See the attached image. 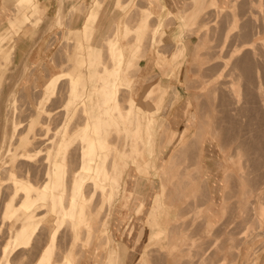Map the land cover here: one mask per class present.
<instances>
[{
  "label": "rangeland",
  "instance_id": "374dc122",
  "mask_svg": "<svg viewBox=\"0 0 264 264\" xmlns=\"http://www.w3.org/2000/svg\"><path fill=\"white\" fill-rule=\"evenodd\" d=\"M66 1H69V0H61L60 7L57 11V18L55 15L51 17L50 19L51 21H50L49 31L51 32L49 36L51 38H50L49 44H50L51 49L49 52L50 54L49 59H47L44 63H41L40 65L35 66V67H32L30 65L29 67L28 65L26 66V63H28L30 59L31 51L33 47L37 45L38 41H36L32 47H29V48L27 47V49L25 46H23L22 42L27 40L28 37L34 38L38 35V34L37 35L35 34L37 32V28L43 21V16L45 13L43 14L42 17L40 16L41 19H39L35 23L31 21L26 26H22L19 28L13 27L12 29H9L8 31H6L4 35L5 38L0 43V70L2 69L0 71V74L2 75L1 80H0V133H3L2 136L0 134V137H1L0 143L3 141L0 145H4L3 147H7V145L13 142L16 143L15 141H17V139L15 138L18 136L17 134H19V131L20 130H21L20 132L28 131L30 123L36 117H39V122H37L33 130L30 131V134L33 137H36L37 135H38L37 137H40L41 135H43L44 137H46V139H48L50 136L53 137V139L60 138L59 137L60 133L57 132L56 128L58 129V127H60L63 124L61 121H63L64 113L66 112L65 105L67 103L65 102H66V98L68 94V83L67 82L70 80L69 79L70 74H68L69 69H70L69 67L70 64H68V55L70 54L74 55L76 46L78 43L76 42V40L79 39L76 32H74L73 34L71 33L67 34V33L72 28L75 31L81 29V35L83 36V42L85 44L86 42L91 43V41H88L84 37L85 31H84V26L81 25L83 23L82 21L84 18L88 16V13L90 10L92 11L93 9H96L98 4L104 7V4L102 3L103 0H77L78 2L76 5H70V6L66 4ZM123 1H127L126 4L122 8V11L125 13L124 15H121L120 20H117V21L121 22V21H124L126 18V26H127L126 34L127 35L125 37L123 35L121 36L122 31L124 30L121 31V28L118 27V24H117L118 22L117 23L115 21L112 22L113 20L111 22H108L110 25L108 26V29L106 30L105 33L109 34V33L115 32L113 33V36L111 38L120 40L122 42V45L124 44L125 46L129 44L133 45V47L138 50L137 61L131 68L132 74H136L137 76H139V74L142 72L140 60L144 59V57L147 54L148 49L149 51H148V56L146 60H150V61L155 60L157 56V49H160L167 58L166 59L167 63L164 66H170V65L175 66L177 63L179 66H182V64L184 65V63L186 62L185 60L187 59L186 37H189V38L193 37L194 51L192 54L188 56V62H189L190 67L188 69L187 75L185 74V69L183 68L178 69L179 76H177L176 74L172 75L173 78L176 76V78L173 79V81L177 82V84H169V80L164 78V77H168L169 69L167 67L165 68L164 66H159L160 67L159 71L161 73L156 74V75H151V77L147 79L146 84L141 85L137 98H138V101H141L145 93V88H147L148 84L161 82L164 85L166 84L170 85L168 94L166 96L165 105L162 111L160 112L161 114H159V118L164 115H169V114L173 115L174 113H178L180 109L181 110L187 109L190 112V114L188 115L192 118L191 122L188 125V126H191V125L193 126V137L192 138L197 136L196 133L201 129L202 125H203V132L205 131V133L197 136L198 146L196 147L194 146L195 149H193L194 147L193 148L191 147L190 149L187 148L190 145V141L192 140L191 138V140L187 144H185L178 151L176 150L177 152L174 153L172 157H170L172 149L176 145L175 142L180 141L182 138L180 139L175 138L173 142H170L169 139L172 136L173 129L170 128V121H169V125L166 127L165 132L163 130L161 131V134L164 133V139H163V144L161 148V154L159 156L157 155V152H156L158 150L157 148H154V149L147 148L148 143L146 142V140L150 138V141H152L151 138H153L154 134L152 133L145 134L144 138H140L139 134L136 133L139 139V143L135 145L136 146L135 150L138 156L131 160L128 158L121 159V157L118 156L117 154V150L122 149L123 139L125 138V128L123 127L122 120L127 121L129 125L133 127H135L138 124V122L141 121V113L136 108L137 101L136 102L133 101V106L135 108L131 106V109H130L131 113L136 112V120L129 121V118L127 117L126 114L129 111L128 108L130 104H132V101L129 100L130 93L128 92V90L126 92L123 91L125 96L126 95L128 96L126 98V101L124 99L123 103L120 104V109H121L120 119L117 122L116 120H113L115 134H112L113 142L111 143L110 147H113L114 157L117 159L119 163L122 179H124L125 177V173H126L125 165L128 162L137 166L138 165L137 161L141 159L143 161V166L145 167V169L138 170L139 171L138 173L135 170V166H131L129 174L126 175L125 177L126 187L129 191L133 192V195L131 199L129 200L128 207L124 210L123 213H119L120 210L116 206L117 204L115 203V201L112 202L113 204L115 203L114 204L115 207L112 206L113 205L112 203H109L110 204L109 206L113 207V212H112V217H111V222H110L111 232L114 238L116 239V242H119L122 245L124 244L126 247L125 251L123 252L122 262H124L125 264H140V258L143 252H145L146 257L152 261L151 264H202L205 261L204 258L207 259L206 256L209 259V255H211L210 259L212 257L214 258V256L216 259L212 258V262L210 260L209 263H208V260H206L205 261L206 263L204 262L203 264H207V263L208 264H211V263L212 264H218V263L220 264H264V221L260 220L261 214L256 209L257 207L256 204L258 203L259 199L262 197H263L262 200L264 199V192H262L261 194L255 192L254 194V191H253L254 188L252 186V185H256L257 181L259 183L261 182L260 187L262 183H263L262 184L263 186L264 178H259L256 176L259 179L258 180L256 179L255 174H254L252 175V177L254 176L253 179L250 180L249 177L251 178V175L249 176L247 173L248 177L246 176V178L252 181V183L255 182L253 180H256V183L254 184L249 182L251 184V185L249 184L250 189L252 188L251 190L253 191L251 195H254L253 198L251 197L252 201L251 199H249L250 197H248L250 195L246 197H242V199L248 198L250 200L251 203L248 204L249 201L246 199L248 201L247 203L248 205H245V203H243V202H246V200H243L242 202L240 201L241 197L239 193H237L238 194L237 195L236 192H234V190L237 189V187H239L240 185L238 183L239 180L237 179L239 177L238 172L239 171L241 172L240 169H242V171L244 172L246 169H247L246 171H248V169L251 167L252 169L251 168L250 169L252 171L253 169L255 170V167L257 166L259 167V165H260V168L264 169V153H263L264 152V139H263L264 138V133H263L264 132V104H263L264 96H262L264 95L263 94L264 93V0H204L205 6L203 7L202 14L195 21V22H198L196 24L192 20H190V22L187 23L185 19L190 9H192L191 7L194 6L192 0H189L190 4L188 5L185 3L183 4V6L178 4L179 7H182L181 8L182 11L178 10V13H174L172 11L173 13H169L167 15H165L163 12V14L165 15L163 16V18L165 19L164 23L168 27L162 28V29L159 28V33L160 31L164 29H169L168 31L171 32L173 36L163 41V43H166V44H163V45L161 44L162 46L160 45L159 48H157L158 39L157 37L153 38L154 35L152 34V31H153V28L158 23L159 17L162 16L161 15L162 11L160 10V8L155 5L156 10L158 9L156 12L157 14L160 12V15H157L149 11L147 13V18L149 19L148 27L138 30L137 25L141 21V19L144 18V14H145L144 9H141V7L151 6L152 0L151 1L150 0H139L136 4L134 3L135 0H123ZM35 3L36 5H38V3L41 5V0H35ZM162 3H163V0H158V4H162ZM77 13L82 15V20L75 22L72 19H73V16ZM59 17H62V20L64 21L62 24H57V19ZM55 18H56V21H55ZM104 18H105V15H104ZM102 22L104 23V20ZM75 23L78 24L76 27L73 26ZM7 25H8L7 22L4 24H1L0 32L3 29H5ZM195 27H197V29ZM191 28H193V31ZM94 31L96 33L97 32L100 33L101 27L98 28V26L97 27L95 26ZM157 36H158V33H157ZM93 39H95L94 42H92L94 45L95 55H94V60L91 64L92 73L89 74V77H88L89 81L92 78L95 79L96 74L100 70L101 64H102V58L105 53V51L101 52V50L102 49L105 50V48H107L106 43L102 41L101 36H99L98 39H96V37H94ZM144 42L147 45L146 48H144ZM207 44L209 45L211 44V45L209 46ZM208 47H210V49ZM166 48L170 49L171 51L169 53L166 52L164 50ZM21 49H23V53L20 51ZM175 51L178 52L179 56L177 57V61L174 62L173 59L171 58V54ZM144 52L145 54L142 56L141 54ZM4 53L6 54L3 55ZM64 54L65 55L67 54L66 55L67 57H65ZM250 56L252 57V59ZM56 58H58V60L60 59L61 60L58 61ZM246 59L249 60L248 61L249 64L250 63L252 64V65L250 64L251 67L250 65L248 66V62H247V65H245V67L248 66L247 69L243 67L245 69L243 70L242 66L241 67L237 66L238 67L237 69L236 62L243 61L242 64L243 63L245 64L247 61ZM65 60L67 61L65 62ZM30 63L32 64L31 61ZM214 66L218 67L217 70L215 69ZM213 67L215 70L213 69ZM253 67L255 68V70H253L254 69ZM209 68H211V70H208ZM64 69L68 72L64 73V75L62 76V77H66L65 79L63 78V80L58 81L57 88H59L58 89L59 91L57 90V92L59 93V95L58 93L54 94L55 97H53L52 102L50 101L48 103L49 106L51 107H49L48 104L46 105L47 108L49 107L53 109L52 111L53 119L50 120L52 123L50 125L43 124V121L44 122L49 121L48 115H46V112L45 113L43 112L42 114H39L38 116H36L39 112L37 110L38 109L37 105L41 99L43 83L48 79V77L51 76L53 71H61ZM248 71L250 72L252 71L255 76L257 75V77H255L252 72L249 73ZM222 85L223 87L225 86V88H223ZM95 86H96V83L92 87H95ZM210 86L212 88L211 90V95L213 98L212 103L214 102L216 106V108L214 107L215 110L213 109V107L211 108L209 107V101H208L209 91L208 90ZM260 86L263 89H260ZM12 93H15L14 96ZM222 93H224V95L226 94L225 97H222L223 95ZM125 96L123 98H125ZM11 97H13V99ZM262 97H263V100H262ZM220 98L226 99V100L222 99L223 104L225 101H227L225 103H228L226 105L224 104L225 108H222L224 106H222L223 104ZM232 99L233 101H231ZM12 101H15V102L12 103ZM12 104H14L15 106L12 107ZM16 105L19 108H17ZM232 112L234 114H232ZM185 114L186 113L183 114L181 121L177 123V128L179 132L183 131L184 126H186V121L184 118ZM221 116L224 118H222ZM7 119L11 122L9 123ZM18 119L20 120L23 119L22 120L23 122L19 121ZM213 119L216 120V121L214 120V122L216 123L219 122V125L220 123L223 124L224 122H227V123H224V125H226V128H224V131L227 128L231 129L230 127H228V125H230L232 128L234 125L235 127L237 125V128L234 127V129H237L239 132H241V134L239 132H236V130H234L235 132L234 131L232 132L237 133V135L232 134L235 136V137L232 136L234 137L232 138L230 136H227L229 130L227 132L225 131L226 133L222 130V133L217 134V136L214 137L213 136L214 134L212 132H209V131L206 132V130L208 129L207 127L208 123L211 120L213 121ZM13 120L15 121L17 120L20 123L18 124L19 128L17 129L15 136L12 138L14 141L13 140L10 141L12 137V134H11L12 131L10 132V130L12 129L14 130V127H15L11 125L13 123L12 122ZM234 120L236 122H234ZM150 121L153 122V119H150ZM118 122L120 123V126L117 125ZM228 122L231 123L232 125L229 124ZM57 125L59 126L57 127ZM53 126H54V129H53ZM215 126L217 127V125ZM6 129H7V133L5 132ZM211 129H215V128L212 127ZM218 131H219V128H218ZM38 132L40 133V136ZM50 133L52 135H50ZM238 133L239 135H241V139ZM205 134H206L205 140H204V143H202V139L204 138ZM229 134L231 133L229 132ZM6 135L8 137H6ZM225 135L228 137V139L225 137ZM161 138H163L162 135H160L159 141L162 140ZM237 138H239L238 139L239 144L240 142L244 141L246 144H249L247 146L249 148H252L250 146H253V145H250L251 140H252V144L254 145L256 144L255 142L259 141L260 143H257L255 147L253 146L254 148H252V152L249 151L250 154H248V151H246V153L244 154L245 156L244 155L242 156L238 154L240 152L237 153V149L235 148V146L236 147L239 146V144L236 143ZM50 139L48 140L50 141ZM234 139H236L235 140L236 142L234 141ZM48 140L47 141L45 140L47 145L49 142ZM144 141L146 144V148H144L145 146ZM55 143H56V140H55ZM40 144L41 143L37 145H40ZM259 144L261 145V149L259 148L258 150H254L260 147ZM257 145L258 147H256ZM46 148L47 146L44 147V149ZM201 148L203 149L204 153H202V157L198 156V158L201 157L200 160L198 159V161H201L199 162L200 163L199 168L197 166L198 163H196L197 164L196 167L195 165H193L194 167L192 165L189 166V162L192 161V159L190 160V158L194 157L195 159V157L199 155L198 153ZM249 148L248 150H251ZM45 152H47V150L46 151L44 150V155L46 156ZM251 153L253 157L256 154H257L256 157L263 154L261 155L262 158L258 157L260 159V161L257 160L258 164L256 161H254L256 160V157H254V159H251L248 156L249 158L246 159L247 158L246 154L251 155ZM176 155H179V158L181 160L179 168L183 172L182 171L180 172L179 169L174 170L172 168V165H171L172 160ZM229 156L231 160L228 159ZM233 159L235 161H233ZM237 159H240L238 160L239 162L236 161ZM244 160H245L244 163L247 162L246 160L248 161L251 160V162L253 160L254 162H252L251 164L252 166H251L249 164L250 162L249 161L248 164L246 165L247 167L249 165L250 166L248 168L247 167L245 168L242 165ZM194 161H196V159ZM30 162L35 164L34 161H30ZM234 162H237V164H235ZM148 163H151L150 167L146 165ZM35 166H37V164H35ZM39 166L36 167L37 169L33 167L34 169L33 171L37 172ZM187 166H188V169H187ZM258 169L259 168H256V170ZM166 170L169 175L170 188H171V192H170L171 196L169 198L166 196V186L163 183V179H162V173L163 171H166ZM190 170L191 171L195 170V171L192 174ZM259 170L256 172V174L258 175L263 172L262 175H264V170L261 169L262 172L260 173H259ZM68 171H65L67 180L70 178L68 176H71V173H69ZM186 171L187 172L189 171V172L187 173ZM197 172L198 173L200 172V173L198 174ZM201 173L202 175H200ZM227 174L228 176L229 174H231L232 176L231 179H229L230 177H228V179L231 182L229 180L228 181L232 183L234 187L229 182L228 184H230V186L226 184ZM251 174H253V172H251ZM143 175L146 177H150V178L146 180ZM198 175H200V177H203L202 178L203 180L202 179L200 180ZM195 176L198 177L199 181L197 179H196L197 182L195 181ZM193 177L194 179H192ZM209 179L212 184L213 183L215 184V188L214 187L212 188L209 185ZM236 180L238 181L235 183L236 184L235 185L234 182ZM200 182H202V185ZM204 182H206L205 184L207 186L205 184L203 185ZM198 183L201 185L200 187L204 186V189L199 188L198 190H196V186L199 187V185H197ZM237 183L239 185H237ZM259 183L257 187H259ZM226 185L227 187H225ZM228 187L229 188L231 187V188L227 189ZM1 188H2V183L0 181V189ZM160 188L162 189V196L158 194L159 199L154 201V203L152 204L154 195L156 191H158ZM232 188H234V190H232L234 194L231 191ZM263 188L264 187H262V189ZM226 189L228 191L230 190L233 195H237L238 198L236 196L231 197L232 195L230 196L228 194H225ZM256 189L257 191L260 190L259 192L262 191V189H258L255 187V190ZM237 190L240 191V188ZM241 190L243 191V189ZM246 190L248 194L249 192L248 188ZM251 190H250V193L252 192ZM194 191H196V193H194ZM2 193H5V191L0 192V214H1L0 216V219H1L0 240L4 242L2 243L3 244L2 245L0 241V248H1L0 260L2 257V250H3L2 247L6 243L5 238L8 240L9 236L12 233L9 231L12 229V225L15 223L14 219H10V218L2 216L3 210H4L3 202L6 200L5 199L6 196H4L5 194H3V197H2ZM244 193L245 192L240 193V194L245 195ZM223 195H226V197L228 195L231 198L228 199L227 197L226 198L228 200L227 201L224 199L225 196ZM257 196L258 197L260 196V198H258ZM205 198L207 199V201ZM142 200L145 201V206L142 208L140 212H137L138 206L140 205ZM256 200L258 201L256 202ZM262 200H260V202L264 201ZM226 201L229 202L228 206L223 205L224 202L227 204ZM188 205H190V207ZM109 206L107 205L106 208H108ZM150 207H152V209L156 208L158 210V212L155 213V216H160L163 214V212L164 213L168 212L167 214L168 216H166V220L162 224L163 229L161 230L160 234L156 236L153 240L149 238L151 231H152V226L148 222V215H149ZM258 213L260 214V216ZM52 219L53 217H51V220L48 223L45 222V225H43L41 227L42 229H40L41 232H38L37 235L41 233V235L38 236L41 239L38 238L37 236L34 238L36 240H34L33 244H35L36 242L37 243L36 246L38 248L37 247L32 248L33 244L31 245V249H29L30 246H28L26 249V250L29 249L28 250L29 252L27 251L28 253L26 252L25 248H23L24 251L22 250V248L20 249L22 250V252L19 251L18 249L17 251L14 252V257L12 258L11 256V260L15 262L14 264L16 263L17 264H20V263L21 264H34V261L37 260L38 255L40 254L44 244H46V241L48 242L47 238L50 236V231L54 226ZM199 223L201 224L203 223L202 225L205 227H203L202 225L200 227ZM6 224L9 227L8 231L5 230V229H8V227L5 228ZM145 229L148 232V234L146 237H143ZM219 229H221V231ZM215 231L216 233L221 232V234L217 233V235L215 236L214 235L216 234ZM2 232H6L7 234L6 233L2 234ZM212 232L215 237L212 235ZM70 233L71 232H69V230L68 232L65 231L64 233H61V236H60L61 238L58 239L60 241L58 242V245H60L59 249L60 248L61 250L63 248L65 249V247H68L70 245L69 244L71 242V238H70L71 236H69L71 235ZM5 234L7 235L8 238L6 237ZM43 234L44 236H42ZM62 234L64 235V237ZM210 235L213 237H211ZM221 235L224 238H222ZM107 236H108V233L105 232V234L101 237V239L102 238L106 239ZM62 237L64 239L67 237L66 239L67 244L64 245L66 241L63 240ZM209 237L211 239L210 242H209ZM227 237H230V238H227ZM61 239L65 242L61 241ZM69 239H70V242H69ZM223 239H226V240H223ZM42 240L44 241L42 242ZM205 241L209 242V243L206 242L207 246L205 244ZM38 243H39V246H38ZM219 243H221L222 246L221 244L219 245ZM61 244L63 245V247ZM80 244L84 245L82 241L79 243V245ZM103 244L104 245L100 248L99 251L95 250L96 243L92 244L89 247L82 246V248L83 247L85 248L82 249L83 256L81 260L79 261L80 262L79 264H104L105 256H106L105 254L108 249V242H105ZM208 244H211V245H208ZM214 244L218 245V246L215 245V247H217L218 249L214 247ZM40 245H41V249H40ZM225 246H227L233 254L232 257L231 256L228 257L229 259L226 258L227 260L226 259L223 260L225 254H224V250L222 249V247L224 248ZM80 247L78 248L80 249ZM207 247L208 248L210 247L211 252H209L208 254H204V257H203L202 255L204 253V249H206ZM215 250L218 251V254H217L218 257H216L217 255H214L217 252ZM32 251L35 253L37 252L38 255L35 253L32 254ZM23 252H25V256L23 255L24 254ZM20 253L21 255H19ZM27 254L28 256L31 255V257H29L30 259L28 258ZM17 255L20 257H18ZM33 255H35L34 259H32ZM16 257L19 260H15ZM201 258L204 261L200 260ZM23 260L24 261L28 260L29 262L24 263Z\"/></svg>",
  "mask_w": 264,
  "mask_h": 264
},
{
  "label": "bare ground",
  "instance_id": "6f19581e",
  "mask_svg": "<svg viewBox=\"0 0 264 264\" xmlns=\"http://www.w3.org/2000/svg\"><path fill=\"white\" fill-rule=\"evenodd\" d=\"M192 2L194 5L193 6L194 9H193V7H191L193 9V11H192V9H190L189 13L186 15L185 19H186L187 23H189L190 20L195 22L199 18V16L202 14L203 7L205 6L204 0H192ZM151 4L152 5L149 7H141V9H144L145 14H144V18H142L141 21L138 23L137 29L140 30L142 28L148 27L149 19L147 18V13L149 11H151V12L157 14L156 11L158 9L156 10L155 5L158 6L160 8V10L162 11V14H161L162 16L159 17L158 23L153 28L152 34L154 35L153 38L157 37V39H158L157 40L158 41L157 47H159L161 44L162 45L166 44V43H163V41H165L169 37L173 36V34L168 31L169 29H164V30L160 31V33H159V28L162 29V28L168 27L164 23L165 19L163 18V16H165L169 13H173V12L166 6V3L164 0H163L162 4H158V0H152ZM119 5H120V0H116L115 1V7H119ZM13 8L15 10L14 15L8 18V20H7L8 25L5 27V29H3L0 32V43L5 38L4 35H5L6 31H8L9 29H12L13 27L19 28L22 26H26L31 21L33 23H35L36 21L41 19V17L45 13V8L43 6H41L39 3H38V5H36L35 0H16V4ZM103 8L104 7H102V5L98 4L96 9H93L90 12L88 20L86 21V23H84L85 28H89L90 24L95 19L97 20V22H96L97 24H95V26L96 27L98 26V28L102 27V23H103L102 21L104 19V15H105L104 12L102 13ZM184 9H186V8H184ZM163 12L165 15L163 14ZM157 15H160V12ZM63 22L64 21L62 20V17H59L57 19V24H62ZM98 22H99V24H98ZM117 22L116 23L118 24V27L121 28V31L124 30V31H122V34L126 35V32H127V30H126L127 29L126 18L124 21H121V22L117 21ZM196 23H198V22H195V24ZM195 28L197 29V27H195ZM191 29L193 31V28H191ZM74 32H76L79 39L76 40V42H78V43H77L74 55L73 54L68 55V64H70V66H69L70 69H69L68 74H70V77H69L70 80L67 82L68 83V94H67V98H66V102H65V103H67L65 105L66 112L64 113L63 121H61L62 118L60 119V121L63 124L62 125L60 124L61 125L60 127H58L59 125H57L58 129L56 128L57 132L60 133V136H59L60 138L59 139L58 138L53 139V137L50 136L48 139H50V138H52V139H50V141H49L43 135L40 136L39 132L38 133H39L40 137H37L38 135L36 137H33L30 134V131L33 130V128L35 127V124L37 122H39V117H36L30 123L28 131L20 132L21 130L19 129L20 130L19 134H17L18 136L15 138V139H17V141H15L16 143L13 142L14 144L13 143H10L9 145L6 144L7 147H3L4 145H0V162H1V164H0V181L2 183V188L0 190L3 192L5 191V193H2V197H3V194H5L4 196H6V198H5L6 200L3 202L4 203L3 204L4 210H3L2 216L15 220V223L13 225L10 224V225H12V229L9 232H12V233L9 236V238L6 235L7 234L6 232L9 230V227L7 226L9 221L7 222L6 226L4 225L5 228L8 227V229H5L7 231L2 232V234L6 233L5 235L8 238V240L4 237L6 240V243L2 247L3 250H2V257L0 260L1 261L0 264H14L15 262H13L11 260V256H12V258L14 257L15 251H17L19 249V251L22 252V250L24 251L23 248H25V250H26L28 246H30L29 249H31V245L34 243V240H36L34 238L36 236L38 237L39 235H41V233H39V235H37V234H38V232H41L40 229H42L41 227L43 225H45V222L48 223L51 220V217H53L52 220H53L54 226L50 231V236L47 238L48 242L46 241V244H44V246L42 245L43 248H42L39 255L37 254V252L35 253L32 251V254L35 253L38 255V258L36 261H34V264H79L80 263L79 261L81 260V258L83 256L82 249L85 248V247L82 248V246L89 247L92 244L96 243L95 250L99 251L100 248L104 245L103 243H105V242H108V249H107L106 254H105L106 256H105L104 264H125L124 262H122V259H123V252L125 251L126 247L124 244L122 245L119 242H116V239L114 238V236L111 232L110 222H111V217H112V212H113L112 206H114L115 203L117 204L116 206L120 210L119 213H123L124 210L129 205V200L131 199L133 192H131L127 189L125 177H126V175L129 174L131 166H134V165L130 162H128L125 165L126 173H125L124 179H122L121 173H120L119 163H118L117 159L114 157L113 147H110V145L113 142V139H112L113 135L112 134H115L114 121L113 120H116V122H117L120 119V117H121L120 116V114H121L120 104L123 103L124 99L126 101V98L128 96V95L125 96L124 92H126L128 90V92L130 93L129 89H131L132 94L137 95L140 88H141V85L143 84L142 83L143 78L139 77L140 74L136 78L130 77L129 72L127 71L128 68L131 67L133 65V63L135 62V57H136L135 48H133L131 46L124 47L120 40L113 39L109 36H105L102 34V36H101L102 41H104L106 43L107 48H105V53H104L103 58H102L101 68L97 73V77L95 80L96 86L92 87V85H90V81L88 78V72L86 71V67H87V64L92 61V57L94 55V52H93L94 49L92 46L86 45L83 42V36L81 35V29L75 31L72 28L68 31L67 34H70V33L73 34ZM157 33H158V36H157ZM193 34H194V32H193ZM207 45H209V44H207ZM146 46L147 45L144 42V48H146ZM208 48L210 49V47H208ZM164 50L168 53L171 51L170 49H167V48ZM20 51L23 53V49H21ZM63 51H64V49H63ZM57 53H56V55H57ZM5 54L6 53H4L3 55H5ZM144 54H145V52L142 53L141 55L143 56ZM66 55H65V57H67ZM178 56H179V54L176 51L171 54V58L173 59L174 62L177 61ZM56 59L58 60V58H56ZM146 59H147V57L144 58L143 61ZM162 59L165 61L166 56L163 55ZM251 59H252V57H251ZM60 60H58V61H60ZM159 60L161 61V59H159ZM246 60L247 61L245 64L244 63L242 64L243 61H240V62L237 61L236 67L237 66L238 67L242 66V68L245 67V65H247V62L249 61L248 59H246ZM66 61L67 60H65V62ZM250 64L248 62V66ZM27 65L29 67L28 63H26V66ZM251 65H250V67H251ZM214 67L217 70L218 67H216V66H214ZM214 67H213V69H214ZM238 67H237V69H238ZM247 67H245V68L247 69ZM242 68H240V69H242ZM65 69L61 70V71H53L51 76L48 77V79L43 83L41 99L37 105L38 106L37 110L39 112L36 115V116H38L39 114L46 112V115H48L49 121H45V122L43 121V124L50 125L52 123L50 120L53 119L52 118L53 117V112H52L53 109L49 108L51 106H49L48 103L50 101L52 102L53 97H55L54 94L58 93L57 92V90L59 89V88H57L58 81L59 80L61 81V80H63V78L64 79L66 78V77H62L64 75V73L68 72ZM208 70H211V68H209ZM243 70H245V69L243 68ZM253 70H255V68ZM23 72H24V70H23ZM248 72L251 73L252 71L251 72L248 71ZM253 75H254V73H253ZM71 76H72V78H71ZM1 77H2V75L0 74V80H1ZM74 77H76V78H74ZM255 77H257V75ZM252 80H254V79H252ZM251 83H252V81H251ZM261 86H260V89H263V88H261ZM222 87H223V85H222ZM65 88H66V86H65ZM223 88H225V86ZM211 90H212V88L210 86L209 90H208L209 91L208 101H209V107L210 108L213 107V109H214V107L216 108V106H215L214 102L212 103L213 98L211 95ZM220 91H221V89H220ZM222 91H223V89H222ZM12 94L14 96L15 93H12ZM222 94H223L222 97H225L226 94L225 95H224V93H222ZM58 95H59V93H58ZM124 96H125V98H123ZM262 96H264V95H262ZM16 97H18V96H16ZM11 98L13 99V97H11ZM222 99H224V98H222ZM224 100H226V99H224ZM234 100H235V98H234ZM262 100H263V97H262ZM231 101H233V99ZM13 102H15V101H12V103ZM221 102L223 104V100ZM225 102H227V101H225ZM225 102H224L225 105L228 104ZM47 104L49 106L48 108L46 107ZM213 104H214V106H213ZM224 104L222 106H224ZM263 104H264V102H263ZM229 105H228V107H229ZM13 106H15V105L12 104V107ZM130 106H133V101H132V104H130ZM17 108H19V107L17 106ZM222 108H225V106ZM230 109H231V107H230ZM64 110H65V108H64ZM184 113H186L184 118H185L187 125H189V123L192 120V118L188 115V114H190L189 110H187V109L181 110L180 109V111L176 114L175 118L172 120L173 133H172L171 138L169 139L170 142H173L175 138L180 139L181 136H183V134H184V133L182 134V131L179 132L178 128H177V123H179L181 121ZM232 114H234V113L232 112ZM17 117H16V119H17ZM222 118H224V117H222ZM228 118H229V116H228ZM18 120L22 121L23 119L22 120L18 119ZM214 120L215 119H213V121L211 120L208 123V125H207L208 129L206 130V132L207 131L212 132L214 134L213 136L215 137V136H217V134L222 133V130L224 131V128H226V125H224V123H227V122H224L222 120L224 123L223 124L220 123V125H219V122L216 123V122H214ZM55 121H56V119H55ZM10 122L11 121H9V123ZM12 122L13 123L11 125H13L15 127H14V130L13 129L10 130V128H9L10 132L12 131L11 140L9 139L10 141L13 140L12 138L15 136L16 131L19 128L18 124L20 123L17 120L16 121L13 120ZM234 122H236V121L234 120ZM6 123H8V122H6ZM74 124H75V126H74ZM229 124H231V123H229ZM117 125L119 126V122L117 123ZM215 125H217V127ZM218 126H220V127H218ZM212 127L215 129H211ZM228 127H230L231 129H229V128L225 129L226 132L229 130L227 136L232 137V136H234L232 134L237 135V133H234L235 132L234 130H236V132H239L237 129H234L235 125L233 126V128L230 125H228ZM218 128H219V131H218ZM235 128H237V125ZM7 129L5 131L6 133H7ZM53 129H54V126H53ZM9 130H8V132H9ZM38 130H39V128H38ZM232 131H234V132H232ZM229 132L231 134H229ZM203 133H205V131L203 132V125H202L201 129L196 134L198 136V135H201ZM239 133L241 134V132H239ZM239 133H238V135H239ZM0 134L2 136L3 133H0ZM50 135H52V134L50 133ZM10 136H9V138H10ZM197 136L192 138V140L190 141V145L187 148L190 149L191 147L193 148L194 146L195 147L198 146L197 145V141H198ZM205 136H206V134L204 135V138L202 139V143H204ZM227 136L225 135V137L228 139ZM6 137H8V136L6 135ZM219 137H220V135H219ZM234 137H232V138H234ZM239 137L241 139V135H239ZM250 137H251V135H250ZM4 139H2V140H4ZM217 139H218V137H217ZM229 139H231V138H229ZM238 139L239 138H237V142L235 141L236 139H234V141L237 144H239ZM0 140H1V137H0ZM45 140L49 141L48 142V145L50 143L49 147L46 144ZM55 140H56V143H55ZM256 141H257V139H256ZM39 143H41V144L37 145ZM223 143H224V141H223ZM255 143L257 144L260 142L258 141ZM225 144H227V143H225ZM248 145L249 144H246L244 141L240 142L239 146H237L238 148L235 146V148L237 149V153L240 152L238 154L243 156L246 153V151H248V154H250L249 151L252 152V148H254L255 145L252 144V140H251L250 145H253L254 147L250 146L252 148H249V147H247ZM43 146L44 147L47 146V148L44 149ZM259 146L260 147H258V145H257L256 147H258V148L254 149V150H258L259 148L261 149L260 144H259ZM195 147L193 149H195ZM248 148L251 150H248ZM44 150L45 151L47 150V152H45L46 156L44 155ZM262 150H263V148H262ZM202 153H204V152H203V149L201 148L199 153H198L199 155H197L195 157L196 161H194L195 160L194 157L190 158V160L192 159V161H194V162H192V161L189 162V166L195 165V167H196V165H197L196 163H198L197 166L199 168V165H200L199 162H201V161H198V159L199 160L201 159ZM248 154H246L247 155L246 159H248L249 157L251 159H254V157H256V155H257L256 154L253 157L252 153H251V155H248ZM261 155H263V154H261ZM261 155L257 156L256 160H254V161H256V162H257V160L260 161L259 158H262ZM198 156H201V157L198 158ZM230 156L228 157V159L231 160ZM234 156H233V158H234ZM240 159H241V157H240ZM240 159H237L236 161H238ZM30 161H34L35 164H37V166H39V164H40V166H41V167L39 166L40 169L38 167V171H37L36 170L37 166H35V164H33ZM233 161H235V160L233 159ZM246 161H247L246 163H244L245 160L242 163V165L245 168L247 167L246 164H248L249 161L251 162V160H249V161L246 160ZM254 161L252 160V162H254ZM250 162H249V164L251 165L252 162L251 163ZM180 163H181V160L179 158V155H176L172 160V164H171L172 168L174 170H177V169L180 170V168H179ZM191 163H193V164H191ZM234 163L237 164V162H234ZM257 164H258V162H257ZM32 166L34 168H36L35 170L37 172L33 171L34 169ZM148 166H151V163H149ZM243 166H242V168H243ZM253 167H254V165H253ZM256 168L260 169V170L258 169L259 173L262 172L261 169L264 170L263 168H260V165H259V167L258 166L255 167V170H256ZM187 169H188V166H187ZM249 169H248V171H246L247 170L246 169L244 172L242 171V169H240L241 172L240 171L238 172L239 177L238 176H237L238 178L236 177L239 181L236 180L234 182V184H235L238 181V183L240 185L237 183V185H239V187H237V186L236 187H237V189L240 188V191H242L241 189H243V191L240 192L237 189H235V190H234V188L231 189V191L234 190V192H236V194L239 193L241 199H242V197H246L248 195H250V196H248V197H250L249 199H251V197L253 198L254 195H251L253 193V191H254V194H255V192L260 193V194L262 192H264L263 191L264 188L262 189V187H264V185L262 186L263 183L261 184V187H260L261 182L259 183L258 181H257L256 185H252L254 188L253 191L251 190L252 188L250 189L249 184L252 183V181H250V180L253 179V177H254V176L252 177V175L255 174V177L257 176L259 178H264L263 177L264 175H262L263 172L257 175L256 172L258 170L255 171L253 169L251 171L252 168L250 170ZM135 170L138 172L137 169H135ZM65 171H68L69 173H71V176H68V177H70L68 180L66 178ZM181 171L182 170H180V172ZM194 171H191L192 174ZM250 171L253 172V174H251ZM254 171H255V173H254ZM191 172H190V174H191ZM247 173L249 176L251 175V178L249 177L250 180L248 178H246ZM200 175H202V173ZM200 175H198V176H199V179L201 180L203 177H200ZM261 175H262V177H261ZM191 177H192V175H191ZM226 177H227L226 178V180H227L226 184L229 186L231 184L233 186V184L230 183L231 181L229 180L232 177L231 174H229V176L227 174ZM228 177H230V178L228 179ZM257 177H256V179H258ZM144 178L147 180L150 177L144 176ZM162 179H163V183L166 186V196L169 198L171 196V193H170L171 188H170V180H169V175L167 173V170L163 171ZM192 179H194V177ZM196 179L199 181L197 176H195V181H196ZM204 181H205V179H204ZM253 181H255L254 183H256V180H253ZM206 182H207V180H206ZM206 182H204L203 185ZM228 182L230 184H228ZM200 183L202 185V182H200ZM254 183H252V184H254ZM258 183H259L260 188L257 187ZM197 185H199V187L196 186V190H198L199 188L204 189V186L200 187L201 185L199 183ZM227 185L225 187H227ZM168 186H169V188H168ZM254 186L258 189H262V191L259 192L260 190L259 191H257V189L255 190ZM230 188L228 187L227 189H230ZM247 188L249 191L248 194H247V190H246ZM227 189H226V191L228 193L225 191V194H228L230 196L232 195L231 197H233V196L237 197L238 194L233 195L234 192L232 191L233 192V194H232L231 191L230 190L228 191ZM250 190L252 191L251 193H250ZM243 192H245L244 193L245 195L240 194ZM194 193H196V191H194ZM158 194H160V196H162V189L161 188L158 191H156L152 204L154 203V201L159 199ZM228 195H227V197H228V199H230L231 197ZM241 195H243V196H241ZM223 196H225V198L224 197H222V198L227 200L226 195H223ZM195 197H197V196H195ZM203 198H204V196H203ZM258 198H260V196ZM262 198H260L259 201L256 200V202L258 201V203L256 204L257 205L256 209L261 214L260 220L264 221V210H263V208H264V206H263L264 201L263 200L264 199L262 200ZM241 199H240L241 202L243 200H246V199L249 201V203L247 200H246V202H243V203H245V205H248L251 203L248 198H243L242 200ZM260 200H262L263 202H260ZM114 201H115V203L113 204L112 202H114ZM206 201H207V199H206ZM251 201H252V199H251ZM109 203H112L113 205L109 206L110 205ZM157 203H158V201H157ZM228 204H229V202H227V204L225 202L223 203V205H226V206H228ZM107 205L109 206L108 208H106ZM144 206H145V201L142 200V202L138 206L137 212H140ZM188 206L190 207V205H188ZM222 208H223V206H222ZM157 212H158V210L156 208L152 209V207H150L149 215H148V222L152 226V231H151V234L149 236V238L151 240H153L156 236H158L160 234L161 230L163 229L162 224L166 220V216H168L167 215L168 212L167 213L163 212L162 215L155 216V213H157ZM260 214H259V216H260ZM0 216H1V214H0ZM131 220H132V218H131ZM0 223H1V219H0ZM199 224L201 227V225L203 223L202 224L199 223ZM185 226H187V225H185ZM203 227H205V226H203ZM221 229H219V230L221 231ZM68 230H69V232H71L70 233L71 235H69V236H71L70 237L71 242L69 239L70 245L68 244L69 245L68 247H65V249L63 248L61 250V248L59 249L60 245H58V242H60V241L58 239L61 238L60 237L61 233H64L65 231L68 232ZM105 232L108 233L107 238L101 239V237L105 234ZM215 233H216V231H215ZM217 233H219V232H217ZM217 233L214 235L216 236ZM2 234H1V236H2ZM44 234L42 236H44ZM67 234H69V233H67ZM219 234H221V232ZM212 235H213V232H212ZM65 236H66V234H65ZM213 236H211V237H213ZM63 237H64V235H63ZM221 237L224 238L222 235H221ZM1 238H3V237H1ZM38 238H40V237H38ZM227 238H230V237H227ZM66 239H67V237L65 239L63 238V240H65V241H66ZM63 240L61 239V241H63ZM223 240H226V239H223ZM43 241L44 240H42V242ZM65 241H63V242H65ZM81 241L83 242L84 245H82V244L79 245V243ZM210 241H211V239L209 237V242ZM63 242H62V244H63ZM206 242L207 241H205V244L207 246V243H209V242H207V243ZM215 242H217V241H215ZM2 243H4V242L1 241V244ZM221 243H219V245ZM65 244H67V241L64 243V245ZM33 245H35V246H33ZM33 245H32V248L37 247L36 242ZM208 245H211V244H208ZM215 245H217V244H214V247H215ZM38 246H39V243H38ZM221 246H222V244H221ZM62 247H63V245H62ZM78 247H80V249ZM21 248H22V250H20ZM215 248H217V247H215ZM219 248H220V246H219ZM40 249H41V245H40ZM222 249L224 250V254H225L223 260H225L226 258L229 259L228 257H230V256L232 257L233 254L227 246H225L224 248L222 247ZM0 250H1V248H0ZM28 250H26V252ZM129 251H130V249H129ZM215 251H217V250H215ZM209 252H211L210 247L209 248L207 247L206 249H204V253L202 256L204 257V254H208ZM23 253H24L23 255L25 256V252H23ZM0 254H1V252H0ZM217 254H218V251L214 255H217ZM19 255H21V253ZM27 256H28V254H27ZM34 256L35 255H33L32 259H34ZM18 257H20V256H18ZM21 257H23V256H21ZM29 257H31V255H29L28 258ZM210 257H211V255H209V259H208V257L206 256L207 259L204 258V260L205 261L208 260V263L210 262V260L212 262L213 257L211 259H210ZM216 257H218V255ZM214 258H215V256H214ZM236 258H237V256H236ZM15 260H19V259H17V257H16ZM21 260H22V258H21ZM28 260L27 261L23 260V261L25 263V262H29ZM200 260H203V259L201 258ZM231 260H232V258H231ZM231 260H230V262H231ZM151 262L152 261L146 257L145 252H143V254L140 258V264H151ZM213 262H214V260H213ZM215 262H216V260H215ZM218 264H220V263H218Z\"/></svg>",
  "mask_w": 264,
  "mask_h": 264
},
{
  "label": "crops",
  "instance_id": "0c3cea01",
  "mask_svg": "<svg viewBox=\"0 0 264 264\" xmlns=\"http://www.w3.org/2000/svg\"><path fill=\"white\" fill-rule=\"evenodd\" d=\"M115 1L116 0H103L102 3L104 4V8L102 10V13H105V18L104 23L101 27V31L100 33H96L94 31V25L97 22V20L95 19L89 26V28H85V24L86 21L88 20L89 14L91 12V10L88 13V16L86 18L83 19V23L81 25L84 26V31H85V35L84 37L88 40L91 41V43L86 42V44L90 45L93 47L94 49V45L92 42H94L95 39H93L94 37H96V39L99 38V36L105 35V36H109L112 37L113 33H105L106 30L108 29V26L110 25L108 22H117V20H120V16L124 15L125 12L122 11L123 6L126 4L127 1H123L120 0V5L119 7H115ZM139 0H135L134 3L136 4ZM77 0H69L66 1V4L68 6L70 5H76L77 4ZM94 3V1H93ZM166 6L173 11L174 13H178V10L182 11V7H179L178 4H180L181 6H183V4H190L189 0H165ZM16 4V0H0V25L4 24L7 22L8 18L14 15V6ZM61 4V0H41V6H43L45 8V14L43 16V21L41 22V24L39 25V27L37 28V32L35 35H37L34 38H27V40L23 41L22 44L23 46L29 48L32 47L33 44L38 41L37 45L33 47L31 54H30V59L28 61V64L32 67L38 66L41 63H44L47 59H49V52H50V32L49 31V26H50V19L51 17L56 15L57 18V11L60 7ZM180 11V12H181ZM55 18V21H56ZM73 21H80L82 20V15L77 13L73 16ZM54 21V22H55ZM78 24H74L73 26H77ZM97 30V29H96ZM48 31V32H47ZM126 36L124 34H121V36ZM39 36V37H38ZM186 45H187V50H186V55H187V59L185 60L186 62L184 63V65L182 64V66H179L178 63L175 66H164L167 63V60H163V52L160 49H157V56L156 59L153 61L150 60H140V65L142 68V72L140 73L139 77H142V83L146 84L147 79H149L151 77V75H156V74H160L161 72L159 71L160 67L159 66H164L165 68L167 67L169 69V73H168V77H164L167 80H169V84H177V82H174L173 79L176 78V76L173 78V74H176L177 76H179V71L178 69H185V74L187 75L188 73V69H189V62H188V56L190 54L193 53L194 51V41H193V37L189 38L186 37ZM124 47L127 46H131L133 47V45H127L125 46L123 44ZM160 47V46H159ZM157 47V48H159ZM134 48V47H133ZM105 50L102 49L101 52H104ZM136 51V57H135V62L133 63V65L136 63L137 61V52L138 50L135 49ZM149 51V49H148ZM148 51L147 54L144 58H146L148 56ZM94 55H95V51ZM94 55L92 57V61L89 62L87 64L86 67V71L88 72V77L89 74L92 73V62L94 60ZM161 59V61L159 60ZM167 59V58H166ZM30 61L32 62V64L30 63ZM157 63V64H156ZM133 65L131 67L128 68V72L130 77L136 78L137 75L136 74H132L131 73V68L133 67ZM90 70V71H89ZM174 72H173V71ZM124 72V71H123ZM173 72V73H172ZM97 77V74H96ZM96 77L95 79L92 78L90 79V83L93 86L96 82ZM148 84V83H147ZM170 85H164L161 82H157V83H152V84H148L147 88H145V93L143 95V98L141 99V101H138V94H132V90H130V101H137L136 104V108L137 110L141 113V121L138 122V124L133 127L131 125H129V123L125 120H122L123 123V127L125 128V138L123 139V145H122V149L121 150H117V154L118 156L122 158H128V159H134L136 158L137 152L135 150L136 148V144L139 143V139L136 135V133L139 134L140 138H144L145 134H149L152 133L154 134L152 141H150V138H148L146 140V142L148 143L147 148H157L158 150L157 155L159 156L161 154V148H162V144H163V139H164V133L161 134V131L163 130L165 132L166 127L169 125V121H170V128L173 129V124H172V120L175 118L177 113H171L173 115H164L162 117L159 118V114H161L160 112L162 111L164 105H165V100H166V96L168 94L169 91V87ZM134 107V106H133ZM135 108V107H134ZM131 106H129L128 108V112H127V117L129 118V121H135L136 120V112H130ZM150 119H153V122L150 121ZM120 126V123H119ZM184 133V134H183ZM183 136H181V140L180 141H176V145H175V149H172V152L170 154V157H172L174 155V153H176L180 148H182L185 144H187L191 138L193 137V126H188L186 124V126H184V130L182 131ZM160 135L163 136V138H161L162 140L159 141V137ZM173 143V144H175ZM145 144V141H144ZM144 148H146V144L144 146ZM177 150V151H176ZM147 154V153H146ZM161 157V156H160ZM138 165L135 166V169L140 170V169H145V167L143 166V161L141 159H139ZM149 164V163H148ZM148 164H146L148 166ZM141 165V166H140ZM138 167V168H137ZM150 167V166H148ZM139 173V171H138ZM210 176V175H209ZM209 185L213 188H215V184L211 183L210 179H209ZM148 234V232L145 229L144 232V236L146 237Z\"/></svg>",
  "mask_w": 264,
  "mask_h": 264
}]
</instances>
